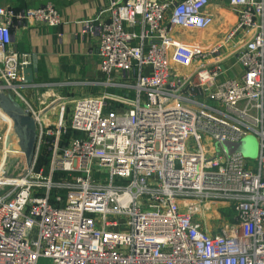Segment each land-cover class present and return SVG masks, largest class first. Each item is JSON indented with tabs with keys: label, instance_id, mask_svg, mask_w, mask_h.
Returning <instances> with one entry per match:
<instances>
[{
	"label": "built area",
	"instance_id": "obj_1",
	"mask_svg": "<svg viewBox=\"0 0 264 264\" xmlns=\"http://www.w3.org/2000/svg\"><path fill=\"white\" fill-rule=\"evenodd\" d=\"M109 3L110 21L82 34L99 39L105 86L133 99L47 92L37 107L20 93L38 85L24 80L32 57L14 50L11 27H59L62 16L52 4L0 7V89L37 126L32 165L12 178L7 134L0 143V264H264V0H229L236 25L209 47L178 31L209 29L210 0ZM239 34L232 58L243 73L221 81ZM3 119L9 130L0 110ZM249 136L255 159L222 147ZM42 147L47 173L35 171ZM206 214L224 223L217 233L204 228Z\"/></svg>",
	"mask_w": 264,
	"mask_h": 264
},
{
	"label": "crops",
	"instance_id": "obj_2",
	"mask_svg": "<svg viewBox=\"0 0 264 264\" xmlns=\"http://www.w3.org/2000/svg\"><path fill=\"white\" fill-rule=\"evenodd\" d=\"M47 4H52L59 10L63 21L61 26L46 27L27 21L24 23L14 21L11 27L14 50L19 54H30L32 63L37 62L38 78L34 83L28 84L38 86L22 88L21 95L34 107H37V94L48 95L50 92L71 98L96 97L109 92L133 99V91H120L105 86L104 76L100 72L99 39L82 34L84 24L110 21L109 0H0V7L14 9L16 12ZM207 11L213 18L211 26L207 29L208 32L207 30L195 33L178 31L183 43L203 44L204 47H209L219 42L236 25V10L232 9L229 0H210ZM243 41H245L244 37L239 34L224 50L223 56L229 58L225 62L228 71L221 81L236 80L241 77L242 68L235 63L232 52ZM17 104L25 111L24 106L18 102ZM7 130L8 128L5 135ZM2 158L3 156L0 157V162ZM218 209L229 221L227 217L232 214L230 209L222 206ZM205 216L200 217L202 224L212 233H217L224 225L217 215ZM211 218L215 223L213 225L210 222Z\"/></svg>",
	"mask_w": 264,
	"mask_h": 264
},
{
	"label": "water",
	"instance_id": "obj_3",
	"mask_svg": "<svg viewBox=\"0 0 264 264\" xmlns=\"http://www.w3.org/2000/svg\"><path fill=\"white\" fill-rule=\"evenodd\" d=\"M37 72V62L34 61L23 71L25 82L34 83L38 78ZM0 110L10 122L5 141L4 170L5 176L12 178L17 171L26 170L32 165L37 144V126L15 99L2 89H0ZM222 147L228 155L240 153L246 158H252L253 155L249 139L237 144L223 143ZM12 168L16 169L11 171Z\"/></svg>",
	"mask_w": 264,
	"mask_h": 264
},
{
	"label": "rangeland",
	"instance_id": "obj_4",
	"mask_svg": "<svg viewBox=\"0 0 264 264\" xmlns=\"http://www.w3.org/2000/svg\"><path fill=\"white\" fill-rule=\"evenodd\" d=\"M206 32H208V30L206 31ZM6 128H7V123H6V120L5 119H3V121H0V143H1V141H2V138H3V136L5 135V133H6ZM246 139H249V141H250V143H251V147H252V158H256L257 157V155H258V151H259V145H258V141H257V139L254 137V136H249V137H247ZM225 143H230V142H225ZM0 157H2V155L0 154ZM187 211V210H186ZM208 216H210V214H206V216L205 217H208ZM211 217V216H210ZM209 217V218H210ZM212 219V218H211ZM210 222H211V225H213V224H215V223H213L214 222V220L212 219V220H210ZM41 264H48V262L47 261H41Z\"/></svg>",
	"mask_w": 264,
	"mask_h": 264
},
{
	"label": "trees",
	"instance_id": "obj_5",
	"mask_svg": "<svg viewBox=\"0 0 264 264\" xmlns=\"http://www.w3.org/2000/svg\"><path fill=\"white\" fill-rule=\"evenodd\" d=\"M38 156L39 157H38V161H37V164L35 167V171H39L40 169H44L45 173H47L48 168H49V163H50V157H49L47 148L42 147ZM227 219H229V221L231 223H233L234 222L233 213L231 215H228Z\"/></svg>",
	"mask_w": 264,
	"mask_h": 264
}]
</instances>
